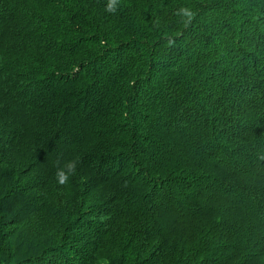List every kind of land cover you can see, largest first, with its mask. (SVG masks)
<instances>
[{
	"label": "trees",
	"instance_id": "16d2710c",
	"mask_svg": "<svg viewBox=\"0 0 264 264\" xmlns=\"http://www.w3.org/2000/svg\"><path fill=\"white\" fill-rule=\"evenodd\" d=\"M108 3L0 0V264H264V0Z\"/></svg>",
	"mask_w": 264,
	"mask_h": 264
},
{
	"label": "clouds",
	"instance_id": "9594fccd",
	"mask_svg": "<svg viewBox=\"0 0 264 264\" xmlns=\"http://www.w3.org/2000/svg\"><path fill=\"white\" fill-rule=\"evenodd\" d=\"M116 3V0H109L107 11L111 12L114 11V4ZM75 170V162H67L58 172L57 176L59 178V183L64 184L69 179V176L74 172Z\"/></svg>",
	"mask_w": 264,
	"mask_h": 264
}]
</instances>
